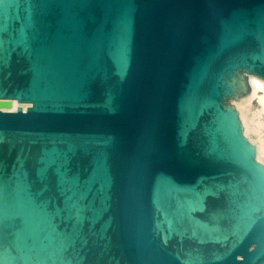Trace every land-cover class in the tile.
<instances>
[{
	"label": "water",
	"instance_id": "95a60500",
	"mask_svg": "<svg viewBox=\"0 0 264 264\" xmlns=\"http://www.w3.org/2000/svg\"><path fill=\"white\" fill-rule=\"evenodd\" d=\"M243 72L264 0H0V264H264Z\"/></svg>",
	"mask_w": 264,
	"mask_h": 264
},
{
	"label": "bare ground",
	"instance_id": "6f19581e",
	"mask_svg": "<svg viewBox=\"0 0 264 264\" xmlns=\"http://www.w3.org/2000/svg\"><path fill=\"white\" fill-rule=\"evenodd\" d=\"M248 82L251 87L246 97L237 101V109L243 123L244 134L251 139V134L256 136V158L264 163V78L256 74L248 75ZM258 99V110L249 116L247 106L254 100Z\"/></svg>",
	"mask_w": 264,
	"mask_h": 264
},
{
	"label": "rangeland",
	"instance_id": "374dc122",
	"mask_svg": "<svg viewBox=\"0 0 264 264\" xmlns=\"http://www.w3.org/2000/svg\"><path fill=\"white\" fill-rule=\"evenodd\" d=\"M246 76H248L249 74L248 73H245V72H243ZM249 93V92H248ZM248 93H246V94H244V95H242V96H240V97H238V98H229L228 99V102H229V104L230 105H232V106H234L236 109H237V101H240L241 99H243L244 97H246L247 95H248ZM248 108H247V113L249 114V116H253V113H255L257 110H258V99H254L248 106H247ZM238 110V109H237ZM240 116V115H239ZM240 119H241V117H240ZM241 121H242V119H241ZM243 124V123H242ZM246 136V135H245ZM247 137V136H246ZM251 139L249 138V137H247L249 140H250V142H252V143H254L255 144V139H256V136H255V134L254 133H252L251 134ZM255 141V142H254ZM258 160V159H257ZM259 161V160H258ZM259 162H261V161H259ZM261 163H263V162H261ZM264 164V163H263Z\"/></svg>",
	"mask_w": 264,
	"mask_h": 264
}]
</instances>
